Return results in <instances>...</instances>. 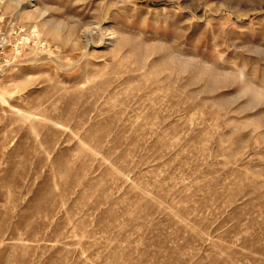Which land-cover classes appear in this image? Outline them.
<instances>
[{"label": "rangeland", "instance_id": "374dc122", "mask_svg": "<svg viewBox=\"0 0 264 264\" xmlns=\"http://www.w3.org/2000/svg\"><path fill=\"white\" fill-rule=\"evenodd\" d=\"M0 18L47 44L0 79V264H264V0Z\"/></svg>", "mask_w": 264, "mask_h": 264}, {"label": "built area", "instance_id": "2783aa9c", "mask_svg": "<svg viewBox=\"0 0 264 264\" xmlns=\"http://www.w3.org/2000/svg\"><path fill=\"white\" fill-rule=\"evenodd\" d=\"M37 28L23 29L19 27L14 20L5 21L0 18V79L8 72L18 71L19 66L16 63L18 56L28 48L32 42L42 50L47 47L46 42L41 37Z\"/></svg>", "mask_w": 264, "mask_h": 264}, {"label": "bare ground", "instance_id": "6f19581e", "mask_svg": "<svg viewBox=\"0 0 264 264\" xmlns=\"http://www.w3.org/2000/svg\"><path fill=\"white\" fill-rule=\"evenodd\" d=\"M33 1V0H32ZM30 7H33L32 5H30Z\"/></svg>", "mask_w": 264, "mask_h": 264}]
</instances>
